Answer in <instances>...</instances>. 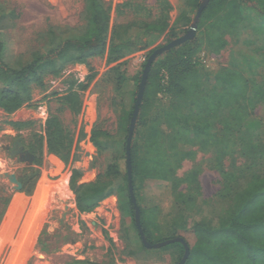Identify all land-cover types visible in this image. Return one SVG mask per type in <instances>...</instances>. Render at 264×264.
<instances>
[{
    "label": "rangeland",
    "instance_id": "rangeland-1",
    "mask_svg": "<svg viewBox=\"0 0 264 264\" xmlns=\"http://www.w3.org/2000/svg\"><path fill=\"white\" fill-rule=\"evenodd\" d=\"M101 1L112 6L107 45L112 28L117 41L140 34L142 21L164 22L166 31L147 34L149 47L145 51L117 63L108 62L107 47L103 55L81 64L66 57L45 65L42 86L30 85L27 103L11 113L0 108V159L9 158L17 141L25 148L37 150L33 137L43 138L39 166L22 171L25 164L7 161L13 172L32 179L33 188L30 194L26 193L27 188H13L6 197L0 195V264L180 262L176 247L143 246L134 219L126 210L125 193L105 198L90 215L79 213L70 191V177L73 171L77 172L72 182L75 188L92 184L105 172L111 156L122 154L131 94L139 87L135 79L142 74L146 56L167 45L169 30L176 35L174 40L182 37L197 11L184 0H167L171 9L152 10L153 17L144 20L140 7L153 6L157 0ZM239 1L242 22L214 30L222 34L226 46L217 54L202 48L197 55L199 71L209 78L194 83L200 89L199 94H192L195 104L189 112L181 110L180 102L174 105V110L185 114L191 122L208 121L211 136L195 138L188 129L173 128L170 119L162 114L170 112L171 101L162 94L153 99L147 111L148 127L159 130L165 138L155 159L162 161V170L167 172L166 180L138 177L135 182L136 203L150 217L152 244L174 239L172 226L182 222H187L188 228L198 222L217 226L231 205L234 192L251 176L264 174V23L260 17L264 0ZM116 6H127L123 16L115 15ZM91 32L86 0H0L2 60L14 67L45 56L52 48L53 36L85 39ZM209 32L214 33L212 29ZM223 73H232L248 83L246 93L232 100L233 105H225L221 99L223 86L215 77ZM159 76L164 79L166 74L161 71ZM88 77L92 79L83 90ZM72 93L68 102L66 97ZM76 103L80 104L78 114L69 109ZM49 116L69 132L73 151L79 133L84 135L77 144V161L70 158L65 163L60 156L47 152L44 125ZM94 129L102 133L97 137L100 148L90 142ZM147 132L146 128L139 132L134 129L132 137L138 143L139 158L146 160L152 156L145 143ZM178 235L189 247L195 244L192 232Z\"/></svg>",
    "mask_w": 264,
    "mask_h": 264
},
{
    "label": "trees",
    "instance_id": "trees-1",
    "mask_svg": "<svg viewBox=\"0 0 264 264\" xmlns=\"http://www.w3.org/2000/svg\"><path fill=\"white\" fill-rule=\"evenodd\" d=\"M184 1L190 9L196 11L202 2V0ZM86 3L90 13L91 36L85 39H61L53 36L52 48L46 55L36 56L29 64L14 67L5 63L2 60L3 45L0 39V85L3 86L0 90V108L5 112H14L30 100L29 87L31 84L42 86L41 72L45 65H52L54 61L66 57L72 59L75 63L81 64L89 58L103 55L107 47L109 49L108 62L117 63L134 53L145 51L149 47V43L146 41L147 34H163L167 28V24L164 22L142 21L143 31L132 39L122 41L116 40L117 34L115 29L112 28L107 45L106 41L109 33L112 6L110 3L105 4L101 0H86ZM125 7L127 6H116L114 8L115 15L117 17L123 16L125 14ZM140 9L145 13L143 19L147 20L153 17L152 10H164V12H167L171 9V5L167 0H157L153 6L142 5ZM260 17L261 22L264 23V7L261 9ZM243 19L239 0H209L200 15L194 38L163 53L152 63L135 127L137 132L145 128L148 129L145 143L148 145V154L152 156L151 158L148 157V160L140 159L138 143L135 140L132 141L130 163L133 192H135V182L138 177L156 181L167 179V172L162 170V161H156L155 159L159 155L160 146L165 142V138H163V134L159 130L149 128L147 120V111L151 108L153 99L157 95L162 94L171 101L169 106L172 109L170 112L164 111L163 113L162 111V114L170 119L169 122L173 128L188 129L195 138H207L211 136L209 130L212 126L208 121L191 122L185 114L181 115L179 111L176 112L174 105L180 102L182 103L183 109L181 110L183 112L190 111L192 104H195L191 101L192 94L200 93L199 87L194 86V83H200V80L205 81L209 78L206 74L199 71L197 55L202 48L207 49L209 53H219L226 46V41L222 39L221 33H217L214 30L229 28L242 22ZM188 21L189 19L187 23ZM211 29L214 32L212 34L209 32ZM184 32L186 33L187 31ZM175 36L173 31L169 30L166 33L167 44L172 42ZM153 51L148 53L146 59H148ZM161 71H164L166 74L164 79L159 76ZM141 75L135 79L137 84L140 83ZM215 78L223 86L221 99L225 105H233L232 100H236L237 97H243L246 93L247 81L237 78L232 73L219 74ZM91 79V77H88L87 84L81 87L83 90L87 88ZM118 83H121L120 79H118ZM137 91L138 86L137 90L131 94L132 106L127 118V132ZM72 96L73 93L68 95L66 100L70 102L69 99ZM245 101L251 104L250 100L245 99ZM69 109L74 114H78L80 104H71ZM24 125L20 124V126ZM44 133L48 153L60 156L65 163L70 158L72 162L77 161V144L84 137L82 133L78 135L74 151L69 132L61 128L56 118L49 116L46 119ZM100 134L102 133L97 129L91 132L90 142L96 148H100V144L97 141V137ZM33 138L37 147V165L39 166L42 159L43 138L37 135ZM126 138L122 154L111 156L105 172L98 175L94 183L80 185L75 188L72 182L77 172H72L70 191L73 192L74 204L77 211L83 213L84 216L90 215L91 211L105 198L116 193H125L128 199L126 210L134 219V210L128 194L125 153ZM36 178L33 177V179ZM32 188V179H26L22 190L25 191L26 189V193L30 194ZM149 220V214L140 209L142 231L146 241L152 244ZM188 231L194 235L195 244L191 247L188 246L189 256L185 264H264V174L251 176L241 189L234 192L231 198V205L225 214L220 217L217 226L211 227L209 224L201 222L193 223L191 228H188L187 222L186 224L182 222L172 226V233L175 238L179 237V232ZM163 241L165 240H156V243ZM171 246L178 248L179 261H181L184 254L182 245L174 243L164 248Z\"/></svg>",
    "mask_w": 264,
    "mask_h": 264
},
{
    "label": "water",
    "instance_id": "water-1",
    "mask_svg": "<svg viewBox=\"0 0 264 264\" xmlns=\"http://www.w3.org/2000/svg\"><path fill=\"white\" fill-rule=\"evenodd\" d=\"M208 1L209 0H203L201 2L200 6L196 12V15L194 17L193 23L190 25V28L182 37L168 43L167 45H165L162 48L154 50L153 53L148 57V59L145 63L144 69L142 71L141 80H140L137 95H136V101H135L132 117H131V120L129 123V129H128V134H127V138H126V146H125L126 172H127V178H128V194H129L130 201L132 203V208L134 210V223H135L136 230L139 234L140 240L146 249H160L162 247H165V246H168V245L174 244V243L181 244L183 249H184V254H183L181 261L178 264H185V262L189 256V247L183 238L177 237V238L166 240V241L156 243V244H150L145 239L144 233H143L141 225H140V209L136 203V199L134 196L133 187H132V183H131L130 148H131V141H132L135 125H136V120H137V117L139 114V109H140V105H141L142 98H143L145 85L147 82L148 73L150 71L152 63L154 62V60L158 56L162 55L163 53L169 51L170 49H172L176 46H179V45L185 43L186 41L192 40L194 38L196 28H197V23L199 21L200 15H201L202 11L204 10V8L206 7ZM17 189L18 190L20 189V185H18Z\"/></svg>",
    "mask_w": 264,
    "mask_h": 264
},
{
    "label": "flooded vegetation",
    "instance_id": "flooded-vegetation-1",
    "mask_svg": "<svg viewBox=\"0 0 264 264\" xmlns=\"http://www.w3.org/2000/svg\"><path fill=\"white\" fill-rule=\"evenodd\" d=\"M37 158L38 153L35 148H25L19 141H17L9 158H7V160L0 159V162L4 165L3 168H0V195L6 197L13 188L16 191H22L24 183L26 179H28L25 174L13 172L11 170L13 166H10V168L7 161H13V163L16 161L25 164L21 170L28 171L37 165ZM18 185H20L19 190L17 189Z\"/></svg>",
    "mask_w": 264,
    "mask_h": 264
},
{
    "label": "bare ground",
    "instance_id": "bare-ground-1",
    "mask_svg": "<svg viewBox=\"0 0 264 264\" xmlns=\"http://www.w3.org/2000/svg\"><path fill=\"white\" fill-rule=\"evenodd\" d=\"M4 167V165H1V163H0V168H3ZM36 212V211H35ZM37 213V212H36ZM34 214V213H33ZM36 215V214H35ZM40 216V215H39ZM89 220V219H88ZM35 225H37V223H35ZM30 237H32V235L30 236ZM96 237V236H95ZM98 248V247H97ZM69 253V252H68Z\"/></svg>",
    "mask_w": 264,
    "mask_h": 264
}]
</instances>
